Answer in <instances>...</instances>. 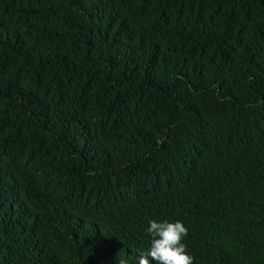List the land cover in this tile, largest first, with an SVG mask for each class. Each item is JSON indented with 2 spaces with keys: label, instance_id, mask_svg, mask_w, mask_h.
<instances>
[{
  "label": "trees",
  "instance_id": "1",
  "mask_svg": "<svg viewBox=\"0 0 264 264\" xmlns=\"http://www.w3.org/2000/svg\"><path fill=\"white\" fill-rule=\"evenodd\" d=\"M152 219L264 264V0H0V264H137Z\"/></svg>",
  "mask_w": 264,
  "mask_h": 264
},
{
  "label": "clouds",
  "instance_id": "2",
  "mask_svg": "<svg viewBox=\"0 0 264 264\" xmlns=\"http://www.w3.org/2000/svg\"><path fill=\"white\" fill-rule=\"evenodd\" d=\"M146 229L151 236L150 247L147 252L140 253L137 264H193L194 258L186 251L182 239L187 236L188 230L181 221L157 222L149 221ZM119 264H125L123 260Z\"/></svg>",
  "mask_w": 264,
  "mask_h": 264
}]
</instances>
